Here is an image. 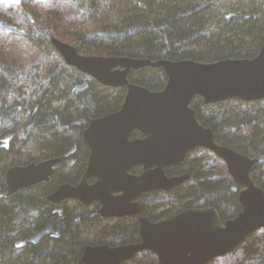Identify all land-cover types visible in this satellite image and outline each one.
Wrapping results in <instances>:
<instances>
[{
	"label": "trees",
	"instance_id": "16d2710c",
	"mask_svg": "<svg viewBox=\"0 0 264 264\" xmlns=\"http://www.w3.org/2000/svg\"><path fill=\"white\" fill-rule=\"evenodd\" d=\"M51 37L85 55L200 62L254 58L264 43V0H0V264H81L87 244L141 240L139 216L104 218L98 202L47 200L60 184L81 181L90 151L84 130L119 110L127 94L126 87L105 86L67 64ZM129 79L160 91L168 78L162 67H144L132 70ZM191 106L219 143L258 160L251 177L264 189V99L206 104L197 95ZM130 136L144 135L134 130ZM58 156L63 160L50 181L4 195L10 167ZM166 172H188L190 178L170 191L143 194L141 215L152 221L211 206L225 223L243 209L240 187L207 148L190 150ZM58 208L67 221L62 236L28 242L59 218ZM157 262L154 252L143 250L124 264ZM208 264H264V228Z\"/></svg>",
	"mask_w": 264,
	"mask_h": 264
},
{
	"label": "water",
	"instance_id": "95a60500",
	"mask_svg": "<svg viewBox=\"0 0 264 264\" xmlns=\"http://www.w3.org/2000/svg\"><path fill=\"white\" fill-rule=\"evenodd\" d=\"M51 40L67 64L105 86L127 88L121 108L92 120L83 132L90 151L81 181L77 185L60 184L47 200L61 204L75 199L86 206L98 202L97 213L104 218L139 216L141 240L116 246L87 244L81 264H124L143 250L154 252L157 264H208L233 252L248 236L264 228V189L251 177L258 160L219 143L212 128L198 120L191 106L197 95L206 104L233 98L264 99V43L254 58L200 62L85 55L69 42L57 37ZM144 67L165 70L168 79L164 89L153 91L130 81V72ZM1 89L0 84V93ZM134 130L144 136L131 138ZM199 147L211 150L225 162L240 187L242 211L225 223L211 206L187 208L160 221L141 215L144 193L170 191L189 180L188 172L169 175L166 168L180 164L190 150ZM62 160L63 156H58L10 167L4 195L9 197L50 181ZM139 165L142 172L133 173L132 168ZM56 211L59 218L28 242L62 236L66 216L63 208Z\"/></svg>",
	"mask_w": 264,
	"mask_h": 264
},
{
	"label": "flooded vegetation",
	"instance_id": "af4514ba",
	"mask_svg": "<svg viewBox=\"0 0 264 264\" xmlns=\"http://www.w3.org/2000/svg\"><path fill=\"white\" fill-rule=\"evenodd\" d=\"M139 166H140V165H139ZM141 167H142V166H141ZM141 172H142V170H141ZM141 172H140V173H141ZM140 173H135V174H140ZM140 199H141V198H140Z\"/></svg>",
	"mask_w": 264,
	"mask_h": 264
},
{
	"label": "bare ground",
	"instance_id": "6f19581e",
	"mask_svg": "<svg viewBox=\"0 0 264 264\" xmlns=\"http://www.w3.org/2000/svg\"><path fill=\"white\" fill-rule=\"evenodd\" d=\"M27 157V156H26ZM22 160V159H21Z\"/></svg>",
	"mask_w": 264,
	"mask_h": 264
}]
</instances>
